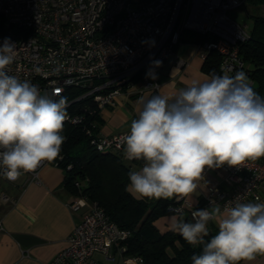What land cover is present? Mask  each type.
Segmentation results:
<instances>
[{"label": "built area", "instance_id": "built-area-1", "mask_svg": "<svg viewBox=\"0 0 264 264\" xmlns=\"http://www.w3.org/2000/svg\"><path fill=\"white\" fill-rule=\"evenodd\" d=\"M246 0H0V16L5 29L0 45L10 39L16 56L6 71L21 81H29L50 98L68 96V88L80 93L67 100L65 122L82 125L89 144L99 152L119 153L125 161L121 138L129 131L102 135L94 121H86L90 105L100 112L112 107L120 94L157 92L161 61L180 42L188 30L210 36L197 43L205 56L213 50L220 56L219 70L231 74L242 68L239 43L248 37L244 24L228 11ZM150 69L156 78L148 75ZM85 100L79 112L69 109L72 102ZM85 112V113H84ZM61 156L58 157L60 159ZM44 161L32 172L23 173L28 181L39 183ZM69 168V167H68ZM213 169V168H212ZM212 169L205 168L204 173ZM224 185H205L204 203L195 208L184 197L172 209H210L214 204L231 207L235 203L264 201V161L247 160L240 166L224 164L218 168ZM3 169L0 168V172ZM203 173V174H204ZM0 179L7 180L3 175ZM68 203L80 217L67 238V246L45 264H97L94 253L113 259L118 253L121 264H139V256L123 254L129 231L121 229L98 205L80 191ZM0 199L7 201L5 194ZM173 211V210H172ZM173 213L177 214L175 211ZM178 215V214H177ZM2 227L0 225V231Z\"/></svg>", "mask_w": 264, "mask_h": 264}, {"label": "clouds", "instance_id": "clouds-1", "mask_svg": "<svg viewBox=\"0 0 264 264\" xmlns=\"http://www.w3.org/2000/svg\"><path fill=\"white\" fill-rule=\"evenodd\" d=\"M16 45H0V168L9 181L56 160L65 137L67 99L50 98L29 81L6 71ZM160 66L161 61H154ZM148 75L155 79L150 69ZM138 118L122 140L124 157L143 161L128 173L126 190L138 198L190 196L205 168L240 166L264 157V96L240 71L234 76L213 73L169 97L154 95L143 102ZM171 207V206H170ZM172 228L191 246H202L192 264H250L264 255V203H235L192 211L186 222L180 209ZM218 232L209 236L208 224Z\"/></svg>", "mask_w": 264, "mask_h": 264}, {"label": "trees", "instance_id": "trees-1", "mask_svg": "<svg viewBox=\"0 0 264 264\" xmlns=\"http://www.w3.org/2000/svg\"><path fill=\"white\" fill-rule=\"evenodd\" d=\"M244 7L248 9L251 26L248 37L238 46L243 66L230 76L240 71L246 72L252 80L251 87L264 96V14L258 13L260 8H264V0H246ZM3 29L5 22L0 16V32ZM209 39L207 34L185 30L179 40L200 43ZM219 63V54L211 50L204 56L201 68L210 76L213 73L222 75ZM66 91L68 96L64 98L67 100L74 99L80 93L76 88H68ZM84 103L83 99L72 102L69 109L79 112ZM89 109L90 114L86 112L85 115L86 121H94L99 129L102 126L99 110L94 105H90ZM61 135L65 137L59 155L61 158L51 163L56 162L57 167L63 170L64 188L73 195L78 194L74 186V182L78 181L82 185L80 192L88 200L96 201L119 228L129 231L128 237L121 242L125 247L124 255L139 256V264H192V255L199 254L202 246L193 247L174 230L160 232L154 225L157 218L175 214L169 207L177 205L179 201H175V198H138L127 191L128 173L132 171L127 161L119 153L95 150L89 144V137L82 125L64 122ZM203 203L202 198L196 208ZM182 214L186 222H191L188 208H183ZM217 232L215 228L209 230L205 240H210Z\"/></svg>", "mask_w": 264, "mask_h": 264}, {"label": "crops", "instance_id": "crops-1", "mask_svg": "<svg viewBox=\"0 0 264 264\" xmlns=\"http://www.w3.org/2000/svg\"><path fill=\"white\" fill-rule=\"evenodd\" d=\"M203 60L197 43L181 41L176 44L161 64L158 91L120 94L112 107L100 110V133L110 135L130 129L131 121L138 118L142 110V101L146 102L154 95L173 97L193 82L202 83L209 79L210 75L201 68ZM244 73L251 86L252 80ZM257 160L264 161V157ZM126 163L132 171L139 170L143 165L139 161ZM63 181V170L51 164L40 169L39 183L28 181L25 175L14 182L3 180L5 186L0 195L5 194L8 200L0 199V264H45L67 246V238L80 213L69 208L73 193L64 188ZM197 183L195 192L184 197L195 208L206 193L205 185H224L218 168L204 173ZM248 202L264 203L250 200L245 203ZM178 218L177 214H167L157 218L154 225L160 232L173 230L172 225ZM208 227L209 230L218 229L213 221L209 222ZM93 259L97 264H121L118 253L113 259H108L97 252ZM250 264H264V255H258Z\"/></svg>", "mask_w": 264, "mask_h": 264}, {"label": "rangeland", "instance_id": "rangeland-1", "mask_svg": "<svg viewBox=\"0 0 264 264\" xmlns=\"http://www.w3.org/2000/svg\"><path fill=\"white\" fill-rule=\"evenodd\" d=\"M247 11L248 9L244 7V5L239 6L237 8L231 9L228 11V15L235 19L238 23L240 24H244L247 28V30L250 28L251 26V19L249 18V16L247 15ZM258 13L260 14H264V8H260ZM42 94L46 93L45 91H41ZM5 186L3 180L0 179V192H2V188Z\"/></svg>", "mask_w": 264, "mask_h": 264}]
</instances>
